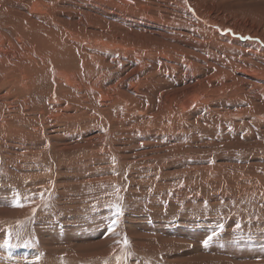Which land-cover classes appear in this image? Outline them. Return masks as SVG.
Instances as JSON below:
<instances>
[{"label":"rangeland","instance_id":"374dc122","mask_svg":"<svg viewBox=\"0 0 264 264\" xmlns=\"http://www.w3.org/2000/svg\"><path fill=\"white\" fill-rule=\"evenodd\" d=\"M48 1V14L26 8L37 13L32 22L47 30L55 22L66 39L80 35L99 52L100 69L61 53L54 72L31 40L27 53L25 42L15 44L17 74L7 87L0 80V264H264V104L241 111L247 104L238 102H264V0H217V18H207L231 44L199 36L200 21L192 33L174 35L218 52L197 61L190 53L116 48L114 39L92 35L105 21L172 29L142 9ZM206 1L195 5L213 8ZM178 4L161 0L156 8L173 22L185 12ZM26 57L40 62L29 63L33 76L21 84ZM245 66L257 75H243ZM187 96L196 102L181 113ZM107 108L109 115L98 114ZM116 114L127 117L117 123ZM17 200L22 206H11Z\"/></svg>","mask_w":264,"mask_h":264},{"label":"bare ground","instance_id":"6f19581e","mask_svg":"<svg viewBox=\"0 0 264 264\" xmlns=\"http://www.w3.org/2000/svg\"><path fill=\"white\" fill-rule=\"evenodd\" d=\"M102 1L103 0H101V2ZM160 1L161 0H104L105 4L109 5L110 7H112L115 10H118V11H130V12L134 11V12H137L138 8L146 11V14H147L148 18L155 19L156 22H160L161 24H166L168 26L169 25L173 26L172 29H167L168 33L165 34L163 32L154 31V30L148 31V30H145L144 28L143 29H138L140 31H137L135 28L134 29L130 28L127 25L126 26L125 25L124 26L123 25H119V24H114L113 25L110 22L105 21V24L103 26L99 27V28H96L92 32V35L93 36L105 35V36L111 38L112 40L114 39L115 42H113V43H114L116 48H123L125 50L126 49L132 50L134 48H137L138 50H143V51H145L147 53L148 52H153V51H160V52H164V53L165 52H170V51L180 52V53H182V52L183 53H190L189 55H191V54L197 55L196 56V61L200 60V58L198 59V57L200 55H202V54L203 55L206 54L208 56L213 55L215 57V55L218 52L213 51V50H209V48L208 49H201V48L198 47V42H196V43H193V42H186V43L178 42L173 37L174 35H181V31H183V30H185V31H187L189 33H192L193 31L197 30L196 26H195V22L200 21V24H198V26L200 25V29L197 27L199 36H200V32L202 31L203 33H206L209 36H212L215 41L225 40V42H220L219 43V44H221L220 46L225 45L224 43H227V40L230 41L229 42L230 44H231V41L234 40L228 34H226V36H223V37L220 36V32H221V31H219L220 28L217 25L214 26V23H212L207 18L209 16H211L212 19H216L217 18L215 16L216 15V9H217L216 8V2H218L217 0L206 1V2H211L213 8L209 7L210 9H208V7H202L201 8L200 6L195 5L197 0H195L196 1L195 4L193 3L192 0H173V1L177 2V3H179V4H182L183 8L185 9L184 13H179L177 16L174 13H172V14H174V16H176L175 19H172L173 22H169V21L165 20V19H167L165 16L168 15V13L167 14H165V13L168 12L169 10H167V9L164 10V8L159 10L158 8H156ZM164 1H167V0H164ZM60 3H61V0H60ZM169 3H171V2H169ZM49 4L50 3H49L48 0H0V80L4 83V85L6 87L10 83L11 75H13L15 77L16 74H17V73L14 72V70H15L14 69V65H16V63L14 61L15 60L14 55H15V57H17L16 55H18L19 53L18 54L17 53L13 54L12 50H14L16 43H18V42L20 43L22 41L25 42V45L22 47V50H23L24 47L27 46V43L29 44V42L27 40H31L32 41V43L30 45V49L33 52V54L35 53L34 55L39 56V59L43 55L48 57L49 66L51 67V69L54 72H56V70H57V62H58V60L60 58H62V57H60L61 53H66L67 55L68 54H72V56L77 59L78 65L81 66V67L82 66L84 67L85 65H87L88 62H90V63H93L92 65H94V67H93L94 72H97V69H100L99 58H98V60L95 59V58H97L99 56V54H98L99 52L92 51L91 50V46L93 47V45L88 44L89 42L88 43L85 42L80 37V35L77 34L78 36H76V34H75L74 36L76 38H74V36H73L72 38H67L66 39V36H62V34H60L61 32L58 29V27L56 26L55 22L52 24V26L50 27L49 30H47V26L45 24H43V23L40 24V26H39L38 24L32 22V20H31L32 19V15L33 14H37L36 10L41 8V6L45 7V9H46V12L44 11L45 12L44 14H48L49 13V11H48ZM211 4H209V6ZM182 5H180V6H182ZM31 7H32V11H36V12H32V11L26 10V8H31ZM170 9H172V8H170ZM184 9H182V10H184ZM87 10H88L87 13L90 14L91 10L90 9H87ZM172 10L174 12V9H172ZM41 11H43V10H40V12ZM134 12H133V14H135ZM96 13H97L96 11H93L94 16H96ZM139 14H141V13H139ZM163 14H165V15H163ZM55 19L60 21V11L55 14ZM193 19H195L196 21H194ZM141 24H143V23H141ZM207 26H211L212 30L207 29ZM173 29H177V30L174 31ZM67 36H69V35H67ZM82 42L87 43L88 46L85 45L82 49H80L78 51H73V50H70L68 48V46H70V45L77 46L78 44H81ZM20 47H21V45H20ZM28 47H26L24 49V51L26 53L28 51ZM183 47L186 48V50ZM18 51L21 52L20 50H18ZM156 54H157V52H156ZM213 56H212V58H213ZM102 57H103V60H104V56H102ZM191 57L193 58V56H191ZM219 57H220V55H219ZM19 58H16V59H19ZM24 58H25V56H24ZM24 58L21 57L20 59H24ZM138 58H141V57H138ZM217 58H218V56H216V59ZM26 59H28V58L26 57ZM53 60H55L56 62L53 61ZM105 60H104V62H105ZM187 60H189V59H187ZM201 60H202V58H201ZM29 61L30 60L28 59V60H21L19 62L21 64V66H22V68L20 70L21 75L18 76V79L20 80L21 84H22V82L27 84L28 82H30V80H31V78L33 76V72L31 71V69L30 70H28L29 68L27 69V67H29V63H33L34 65L38 66V63L40 62L38 60H33V58H32V61H30V62ZM206 61H208V60L206 59ZM190 63L192 64V61ZM207 63H205V64H207ZM209 63H208V65H209ZM17 64H18V62H17ZM196 64H197V62H196ZM40 65H41V63H40ZM192 65H194V64H192ZM18 67H20V66H17V68ZM130 67H131V65H130ZM91 68L88 67V70L91 71L92 70ZM259 68H261V67H259ZM143 69H145V68H143ZM241 69H242L243 75H245L247 77H250L251 75L256 74L255 71L257 70V69L254 70V69L246 67V66L241 68ZM258 71H259V69H258ZM262 73L260 72L258 74V76L260 74H262ZM108 76H110V75H108ZM14 77L12 79H14ZM106 77H107V75H106ZM261 77H262V75H261ZM5 78L8 79V80H6ZM121 78H122V76H121ZM121 78L119 80H121V81L126 80L125 77H123L122 79ZM239 79L241 81H245L243 78H239ZM128 81H129V79H128ZM18 84L19 83L17 82V86H18ZM255 85H256V83H255ZM17 88H21V87H17ZM220 89H222V88H220ZM126 91H128V90L125 89L124 91H122L124 97H127L129 100H131L132 96L129 95ZM0 100L3 101L2 99H0ZM110 100L112 102V99H110ZM121 102H123V100ZM129 102L130 101H128V103ZM134 102H136V101H134ZM138 102L140 103V101H138ZM195 102H196V99H195L194 96H189V97L187 96V98H184V100L178 104L179 105L178 109H180L181 113H182V111H184L186 108H189ZM238 102L247 104L245 106L247 108L244 107V108L240 109L241 111L250 110V109H252L253 106L255 108L260 109L261 107L259 108L258 105L262 106L264 104L263 101L262 102L258 101V103L253 101V103H251L248 100H246V98H243V96L240 98V100ZM109 103H110V101H109ZM115 105L117 107L120 106L119 102H113L111 104V107L114 108ZM117 107H116V109H117ZM141 108H142V106H141ZM119 109H122L121 106H120ZM145 109H147V107ZM108 110L110 112L111 108H107V109H103V110L100 109V110H98V114L99 113L100 114L105 113L106 115H109ZM180 110L178 112H180ZM149 111H151V110H149ZM252 113H255V112H251V114ZM256 113H258V112L256 111ZM123 115L119 116V114H116V117H115L114 121L117 122V123L123 121L124 118L127 117V116L125 117ZM152 117H155V116L152 115L151 118ZM164 117H167V116L165 115ZM148 118H150V117H148ZM111 119L113 120V118H111ZM106 121L109 122V120H106ZM170 121L171 120H169L168 122L170 123ZM110 123H112V122H110ZM166 125H168V124H166ZM118 128L119 127H115L114 130H116Z\"/></svg>","mask_w":264,"mask_h":264},{"label":"snow or ice","instance_id":"6c2138e0","mask_svg":"<svg viewBox=\"0 0 264 264\" xmlns=\"http://www.w3.org/2000/svg\"><path fill=\"white\" fill-rule=\"evenodd\" d=\"M11 206L20 207V206H22V205L19 203V200H17V201H16L15 203H13ZM116 214H117V215L120 214L119 208L116 209ZM115 224H116V220L113 219L112 224L109 226V231L112 230V228H113V226H115ZM214 235H216V233H213L212 235H209V236L206 238V240L204 241V243L207 244L208 241H210V240L213 238ZM5 243H7V241H5ZM127 243H128V242H127V240L125 239L124 244L127 245Z\"/></svg>","mask_w":264,"mask_h":264},{"label":"water","instance_id":"95a60500","mask_svg":"<svg viewBox=\"0 0 264 264\" xmlns=\"http://www.w3.org/2000/svg\"><path fill=\"white\" fill-rule=\"evenodd\" d=\"M185 110H188V108H186Z\"/></svg>","mask_w":264,"mask_h":264}]
</instances>
